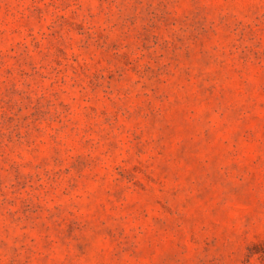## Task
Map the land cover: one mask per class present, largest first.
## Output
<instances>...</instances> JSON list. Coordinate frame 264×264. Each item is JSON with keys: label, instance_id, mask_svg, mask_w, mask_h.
<instances>
[{"label": "rangeland", "instance_id": "374dc122", "mask_svg": "<svg viewBox=\"0 0 264 264\" xmlns=\"http://www.w3.org/2000/svg\"><path fill=\"white\" fill-rule=\"evenodd\" d=\"M0 264H264V0H0Z\"/></svg>", "mask_w": 264, "mask_h": 264}]
</instances>
